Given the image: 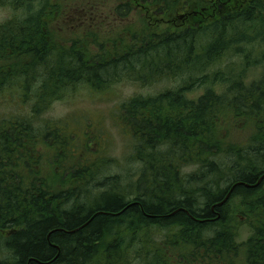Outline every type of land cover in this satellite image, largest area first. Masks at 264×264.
I'll use <instances>...</instances> for the list:
<instances>
[{"label":"trees","instance_id":"obj_1","mask_svg":"<svg viewBox=\"0 0 264 264\" xmlns=\"http://www.w3.org/2000/svg\"><path fill=\"white\" fill-rule=\"evenodd\" d=\"M108 1L107 9V0H0L10 14L0 21V90L12 88L33 103L32 113L0 118V229L7 235H0V264H132L138 247L146 264H168V249L203 264L207 256L238 252L228 211L234 198L250 200L249 215L264 221V76L245 85L216 72L218 81H229L232 106L209 89L197 101L186 95L210 83L208 70L225 54L264 40V0ZM104 8L105 20L98 17ZM141 9V30L113 27L109 34L94 28L105 21L123 25ZM151 20L157 21L155 28ZM62 23L75 29L70 39L57 35ZM166 23L174 24L175 32L156 33ZM76 29L84 33L78 37ZM91 37L105 54L92 51ZM118 66L143 86L186 78L173 90L134 97L123 107L138 160L146 164L131 198L118 191V176L87 184L97 166L82 162L69 171L67 160L73 161L75 151L69 149L71 133L63 130L68 122L46 123L42 135L35 124L52 101L77 84L105 91ZM230 112L256 126L243 146H224L220 137L223 116ZM48 151L53 161L46 171ZM227 160L232 170L224 187L215 181L198 199L192 190L186 193L187 185L224 174ZM186 168L197 170L185 175ZM97 188L101 191L93 195ZM210 227H217L214 238L204 239L202 232ZM156 232L165 234L159 246L148 238ZM257 233L250 264H264V223ZM152 241L156 248L150 249Z\"/></svg>","mask_w":264,"mask_h":264},{"label":"rangeland","instance_id":"obj_2","mask_svg":"<svg viewBox=\"0 0 264 264\" xmlns=\"http://www.w3.org/2000/svg\"><path fill=\"white\" fill-rule=\"evenodd\" d=\"M110 5L111 2L107 0V9ZM107 9L104 8L100 10L98 14L100 19L105 20V14L108 13L106 12ZM143 13L144 10L141 9L131 14L127 22L123 25L118 23L113 25L114 23L105 21L99 22L94 28L99 27L102 29L101 31L109 30V34L112 33L110 30H112L113 27L122 30L127 26V28L131 27L134 31L141 30L142 26H144L142 20L145 18ZM9 15L8 11L0 8V21L6 20L9 18ZM155 19L160 20V17H155ZM71 22L74 24V20ZM193 22H198V20L195 19ZM151 23L152 27L155 28L154 26L157 25V21L151 20ZM190 23L191 20H189V24ZM60 29L61 30L57 31V35L59 34L60 37L64 39H70L71 32H75V29L70 28L66 23H62ZM157 29L156 33L161 34L163 32L173 33L176 28L174 24L166 23V25L159 26ZM82 33L84 32L77 31L78 37ZM103 35H106L105 32ZM124 37L128 44L133 42L129 33ZM93 38L94 37H91V39L87 40L90 45H93L91 47L92 51L99 55L105 54L102 50L98 51L97 46H94L95 40H93ZM236 48H241L242 52L233 53L231 51L225 54L223 60L218 65L216 64L208 70L207 77L210 83L201 88L189 90L186 93L188 99L197 101L209 89L214 91V93L225 95L224 98L229 100V106H232L234 102L232 89L231 92L228 90V83L231 79L240 78L244 81L245 85H251L263 79L264 40L262 41V39H260L252 43H244ZM120 67L123 68V66H118L117 69H114L116 72L113 73V81L110 87L105 91H93L83 84H77L76 88H70V91L63 99L52 101V103L41 112V117L36 120L35 124L37 126L36 134L42 135L45 132L43 129L46 123L60 122L65 124L68 122L69 124L66 128L64 127L63 130L67 133H71L72 143L69 149L70 151H75L74 154H69L73 157V161H71L72 158L69 161L67 160L69 171L74 172V170H71L73 168L77 170L78 165L82 164V162H84V164H89V167L97 166L98 169L94 177L91 178V180L88 178L87 181L89 182H87V184L98 183L105 177L112 176L115 178V176H118V180H114V183H120H118L120 188L118 191L127 193V197L131 198V192L135 193V187L138 188L136 181L146 164L138 160L136 155L137 140L133 138L131 132L127 128L126 122L123 121V107L134 97H151L167 89L173 90L183 85L186 78L179 76L180 78L175 79V77H173L168 81L164 80L143 86L141 82L133 79V76H129L128 72L125 70L119 71ZM10 71H13V67H10L9 72ZM216 72H223L221 76L224 75L229 78V81H218L219 75ZM236 82L238 81L234 79L232 87ZM0 92V118L13 114L25 116L28 112L32 113L33 103H27L26 99L12 90V88H3ZM32 92H34V90H32ZM224 114H227V112ZM223 122L224 127L220 133V137L225 141L224 146H243L247 144L250 137L257 132L255 124H252L250 120L246 123L242 122V120H236L232 112H230L229 115L223 116ZM44 146H47L46 142ZM160 151L165 152L164 149ZM41 152L42 150H40L38 154ZM43 153L45 154V152ZM52 159L53 151H48L47 158L45 162L43 161V169L45 168L46 171H49L52 165ZM231 165L232 163L230 160L225 161L222 164L225 171L224 174L221 173L222 175H216V177H203V179H201L202 181L194 182V185H187L186 193L188 192L190 194L192 190V192L196 193V197H201L205 189H208L209 186H214L215 181H218L219 184L217 188L224 187L226 178L231 174ZM196 170L197 168H186L185 175H189ZM59 182L60 180L55 178L54 183ZM93 187L92 185V189ZM99 190L98 188L93 190L94 193L92 194L96 195ZM199 197H197V199ZM243 199V197L234 198L230 202V205H228V211L232 221L231 225L236 235L235 240L239 246L238 252L229 253L227 258L216 256L215 258H211L207 256L210 260L203 264H250L248 255L253 245L251 241L258 236L257 230L260 229L264 221L256 218L254 219V217L252 218L249 215L246 206H248L251 201ZM215 228L217 227H210L204 230L202 232L204 239L214 238L213 235L216 233ZM4 236L7 235L4 234ZM164 237V233L156 232L151 234L148 238H151L155 242V245L158 244L159 246V244H163ZM153 241L150 245V249L152 247L156 248ZM2 245L3 244L0 243V247ZM161 248L166 250L164 247ZM196 250L200 253L202 249ZM142 251L141 247L137 248L135 256L130 259L132 264H146V261L140 257V252ZM168 251L169 253L166 254V257L169 258V261H167L168 264L193 263V258L188 260L184 258L183 255H178V251L176 250L172 252L168 249Z\"/></svg>","mask_w":264,"mask_h":264},{"label":"flooded vegetation","instance_id":"obj_3","mask_svg":"<svg viewBox=\"0 0 264 264\" xmlns=\"http://www.w3.org/2000/svg\"><path fill=\"white\" fill-rule=\"evenodd\" d=\"M6 231L5 230H3V229H0V235H6V233H5Z\"/></svg>","mask_w":264,"mask_h":264}]
</instances>
